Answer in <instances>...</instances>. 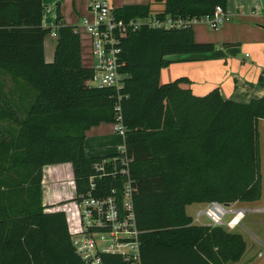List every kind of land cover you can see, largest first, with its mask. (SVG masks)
<instances>
[{
	"label": "trees",
	"instance_id": "obj_1",
	"mask_svg": "<svg viewBox=\"0 0 264 264\" xmlns=\"http://www.w3.org/2000/svg\"><path fill=\"white\" fill-rule=\"evenodd\" d=\"M227 1L152 0L115 14L127 21L145 18L154 13L152 5H160L163 16L201 17L217 6L226 9ZM47 13L43 0H0V73L33 95L21 120L11 95L0 97V121L16 126L0 129V264H83L65 215L45 212L43 168L71 163L78 191H86L93 165L113 156L89 157L86 133L115 123L117 104L133 159L141 263H239L247 252L244 237L194 224L187 207L261 200L264 98L240 104L218 89L197 97L183 87L190 84L185 77L162 84V70L171 64L166 57L215 50L213 44L196 42L192 28H143L130 34L121 45V71L128 75L124 88L118 94L89 87L93 71L83 65L77 28L66 25L58 6L56 27L45 29ZM53 32L58 34L55 59L47 63L44 40ZM105 183L109 189L116 186L112 179ZM103 261L127 264L117 256Z\"/></svg>",
	"mask_w": 264,
	"mask_h": 264
},
{
	"label": "built area",
	"instance_id": "obj_2",
	"mask_svg": "<svg viewBox=\"0 0 264 264\" xmlns=\"http://www.w3.org/2000/svg\"><path fill=\"white\" fill-rule=\"evenodd\" d=\"M89 10L92 20H85L77 28L79 35L87 34L90 38L89 68L93 76L89 87L113 89L118 94L128 78L121 71L125 66L121 45L130 34L143 28L160 31L193 29L198 24L216 31L231 20L222 6L201 17L175 18L155 11L149 17L128 21L116 16V10L108 0H90ZM115 111L114 132L125 140L126 130L119 104ZM132 160L124 142L112 157L93 165L94 174L88 179V189L84 192L78 191L71 163H64L66 165L61 168L58 165L43 168L42 194L47 200L45 205L43 201L45 212L65 215L72 246L83 264H105L104 256H117L127 264H142L143 232L138 227L135 211L137 187L131 173ZM106 179H112L116 186L109 189ZM56 188L59 189L57 194L53 192ZM245 215L246 210H235L231 206L211 202L205 209L196 212L193 223L210 227L227 226L233 230L241 225ZM230 216L234 217L227 222ZM259 256L262 257V254Z\"/></svg>",
	"mask_w": 264,
	"mask_h": 264
},
{
	"label": "crops",
	"instance_id": "obj_3",
	"mask_svg": "<svg viewBox=\"0 0 264 264\" xmlns=\"http://www.w3.org/2000/svg\"><path fill=\"white\" fill-rule=\"evenodd\" d=\"M43 2L48 8V13L43 19L45 29L56 27L58 6L68 26L80 28L85 20H92L90 0ZM108 2L113 9L118 10L126 6L150 5L152 0ZM163 8L160 6L156 12L162 11ZM226 10L231 20L219 30H211L204 24L193 28L196 42L213 44L215 50L210 53L166 57L171 64L162 70V84L185 77L190 84H184L183 87L190 89L197 97H205L218 89L226 100L240 104H249L254 99L264 98V0H228ZM80 39L83 65L89 68L90 38L81 33ZM57 41L58 34L52 33L45 37L44 53L47 63L54 62ZM86 136L85 151L92 158L114 155L125 142L114 132L113 125L106 123L93 127ZM262 163L261 156V166ZM62 166L63 164L58 165V168ZM55 190V194L59 193L58 188ZM43 198L45 205L47 200L44 194Z\"/></svg>",
	"mask_w": 264,
	"mask_h": 264
},
{
	"label": "rangeland",
	"instance_id": "obj_4",
	"mask_svg": "<svg viewBox=\"0 0 264 264\" xmlns=\"http://www.w3.org/2000/svg\"><path fill=\"white\" fill-rule=\"evenodd\" d=\"M154 12L160 8V5L152 6ZM48 10V8H47ZM12 80L0 73V97L3 95H11L10 103L13 111L16 113L19 120L23 119L26 115V111L29 109L32 101L33 95L27 87L18 84L14 85ZM114 128V123L112 124ZM16 128L15 124L10 121H0V129L3 131L14 130ZM260 132V156H262V178H263V190L262 198L260 201L255 203H235L231 205V208L235 210H246V215L241 221V225L237 226L235 229L231 230L227 226L224 228L230 232H235L241 234L247 245L248 249L244 257L239 263H228V264H264V121L259 124ZM118 135V134H117ZM119 136V135H118ZM121 139V136H119ZM53 179H56L53 177ZM204 205H194L187 208V213L192 217L195 216L197 211L205 209ZM234 216L227 218V222L230 221ZM263 257H260L259 254Z\"/></svg>",
	"mask_w": 264,
	"mask_h": 264
},
{
	"label": "bare ground",
	"instance_id": "obj_5",
	"mask_svg": "<svg viewBox=\"0 0 264 264\" xmlns=\"http://www.w3.org/2000/svg\"><path fill=\"white\" fill-rule=\"evenodd\" d=\"M238 219H240V217Z\"/></svg>",
	"mask_w": 264,
	"mask_h": 264
}]
</instances>
